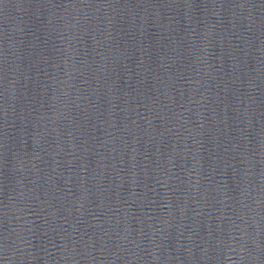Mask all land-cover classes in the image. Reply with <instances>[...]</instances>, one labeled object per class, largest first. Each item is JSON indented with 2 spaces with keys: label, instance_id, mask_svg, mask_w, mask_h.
I'll use <instances>...</instances> for the list:
<instances>
[{
  "label": "water",
  "instance_id": "95a60500",
  "mask_svg": "<svg viewBox=\"0 0 264 264\" xmlns=\"http://www.w3.org/2000/svg\"><path fill=\"white\" fill-rule=\"evenodd\" d=\"M0 264H264V0H0Z\"/></svg>",
  "mask_w": 264,
  "mask_h": 264
}]
</instances>
